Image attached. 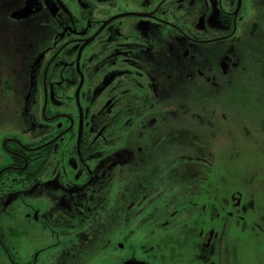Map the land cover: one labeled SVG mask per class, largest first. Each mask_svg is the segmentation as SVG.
Instances as JSON below:
<instances>
[{
	"label": "flooded vegetation",
	"instance_id": "flooded-vegetation-1",
	"mask_svg": "<svg viewBox=\"0 0 264 264\" xmlns=\"http://www.w3.org/2000/svg\"><path fill=\"white\" fill-rule=\"evenodd\" d=\"M0 264H264V0H0Z\"/></svg>",
	"mask_w": 264,
	"mask_h": 264
},
{
	"label": "rangeland",
	"instance_id": "rangeland-1",
	"mask_svg": "<svg viewBox=\"0 0 264 264\" xmlns=\"http://www.w3.org/2000/svg\"><path fill=\"white\" fill-rule=\"evenodd\" d=\"M0 117H1V110H0ZM261 238L260 239H263V242H264V236H260ZM248 261V264H252L251 261H249L248 259L246 260V263ZM255 264H262V263H259L258 261H255Z\"/></svg>",
	"mask_w": 264,
	"mask_h": 264
},
{
	"label": "water",
	"instance_id": "water-1",
	"mask_svg": "<svg viewBox=\"0 0 264 264\" xmlns=\"http://www.w3.org/2000/svg\"><path fill=\"white\" fill-rule=\"evenodd\" d=\"M130 264V263H129Z\"/></svg>",
	"mask_w": 264,
	"mask_h": 264
}]
</instances>
